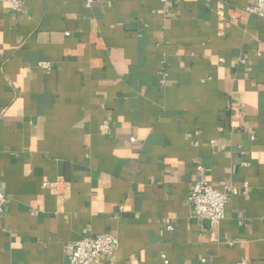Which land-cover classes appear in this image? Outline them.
I'll return each instance as SVG.
<instances>
[{
    "label": "crops",
    "instance_id": "0c3cea01",
    "mask_svg": "<svg viewBox=\"0 0 264 264\" xmlns=\"http://www.w3.org/2000/svg\"><path fill=\"white\" fill-rule=\"evenodd\" d=\"M254 2L0 1V264H68L102 233L103 264H264ZM197 179L240 189L219 224L189 203Z\"/></svg>",
    "mask_w": 264,
    "mask_h": 264
},
{
    "label": "built area",
    "instance_id": "2783aa9c",
    "mask_svg": "<svg viewBox=\"0 0 264 264\" xmlns=\"http://www.w3.org/2000/svg\"><path fill=\"white\" fill-rule=\"evenodd\" d=\"M11 5L15 13H20L24 9L25 0H0ZM87 5H91L93 0H85ZM165 13H169L174 3L178 0H160ZM245 10L250 14H255L264 18V0L248 4ZM241 63L247 61V56L240 59ZM38 65L44 69L51 70L53 63L42 60ZM105 128L109 124L105 123ZM198 171H203V166H197ZM47 185V183H45ZM247 186V184H246ZM238 187H225L218 190L204 179H197L188 196L189 203L195 214L203 219L211 221L213 224H219L225 218L226 204L233 194H238ZM7 198L0 187V215L5 211ZM119 248V239L112 233H102L97 235L84 234L82 237L70 242L66 252L68 264H103L105 260L113 257ZM165 257V256H164ZM237 264H247L246 261H240Z\"/></svg>",
    "mask_w": 264,
    "mask_h": 264
}]
</instances>
